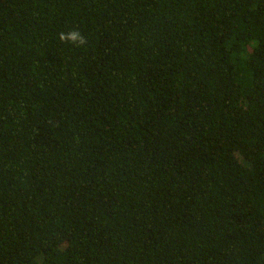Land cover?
Instances as JSON below:
<instances>
[{
  "label": "trees",
  "instance_id": "obj_1",
  "mask_svg": "<svg viewBox=\"0 0 264 264\" xmlns=\"http://www.w3.org/2000/svg\"><path fill=\"white\" fill-rule=\"evenodd\" d=\"M0 264H264V0H0Z\"/></svg>",
  "mask_w": 264,
  "mask_h": 264
},
{
  "label": "clouds",
  "instance_id": "obj_2",
  "mask_svg": "<svg viewBox=\"0 0 264 264\" xmlns=\"http://www.w3.org/2000/svg\"><path fill=\"white\" fill-rule=\"evenodd\" d=\"M58 38L66 46L76 49H84L89 44L86 34L79 28H73L69 31L60 32Z\"/></svg>",
  "mask_w": 264,
  "mask_h": 264
}]
</instances>
